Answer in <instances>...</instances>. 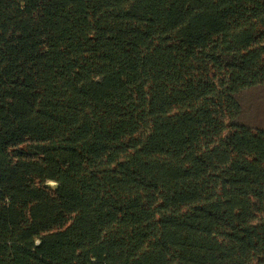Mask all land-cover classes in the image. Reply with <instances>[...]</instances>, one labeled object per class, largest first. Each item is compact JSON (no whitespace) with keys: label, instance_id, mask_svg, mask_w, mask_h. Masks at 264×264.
I'll use <instances>...</instances> for the list:
<instances>
[{"label":"trees","instance_id":"16d2710c","mask_svg":"<svg viewBox=\"0 0 264 264\" xmlns=\"http://www.w3.org/2000/svg\"><path fill=\"white\" fill-rule=\"evenodd\" d=\"M0 264H264V0H0Z\"/></svg>","mask_w":264,"mask_h":264},{"label":"rangeland","instance_id":"374dc122","mask_svg":"<svg viewBox=\"0 0 264 264\" xmlns=\"http://www.w3.org/2000/svg\"><path fill=\"white\" fill-rule=\"evenodd\" d=\"M50 184H54V183H50Z\"/></svg>","mask_w":264,"mask_h":264}]
</instances>
